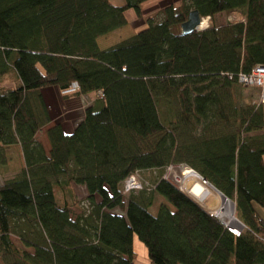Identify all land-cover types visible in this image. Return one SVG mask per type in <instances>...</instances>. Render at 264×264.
Returning a JSON list of instances; mask_svg holds the SVG:
<instances>
[{"label": "trees", "instance_id": "16d2710c", "mask_svg": "<svg viewBox=\"0 0 264 264\" xmlns=\"http://www.w3.org/2000/svg\"><path fill=\"white\" fill-rule=\"evenodd\" d=\"M147 1L0 0V72L21 82L0 91V163L14 144L25 163L0 185V264H134L135 237L149 264H264V103L233 100L246 89L236 75L264 65V0H180L98 48ZM192 10L209 26L183 35ZM73 83L69 96L96 104L70 134L47 129L46 153L40 90ZM179 165L232 202L245 229L232 233L163 178ZM131 174L141 188L124 193Z\"/></svg>", "mask_w": 264, "mask_h": 264}, {"label": "crops", "instance_id": "0c3cea01", "mask_svg": "<svg viewBox=\"0 0 264 264\" xmlns=\"http://www.w3.org/2000/svg\"><path fill=\"white\" fill-rule=\"evenodd\" d=\"M152 1L154 0L147 1L140 6V10H141L140 18L134 17L131 19V22L127 20V24L125 26L116 29L104 36L99 37L96 40L98 48L99 47L108 48L112 46L113 43L115 44L122 40L130 38L134 36L137 31L145 28L146 22L144 18H142V14L143 11L147 8V4L149 3L151 4ZM155 1L159 2L157 0ZM230 17L227 19L228 21H230V19L234 20V18H230ZM141 26L143 28H140ZM127 32L128 34L126 35ZM108 36H113V37L108 38ZM107 41L111 43L105 46V43H107ZM20 85L21 82L18 75L12 69L3 74H1L0 72V91L8 92L19 87ZM40 94L47 108L50 123L47 126L41 128L35 135V138L39 143L42 144L43 148L47 153L49 151V143L46 136L47 129L58 124L61 126L62 130L66 134H70L84 118L85 110L89 107L95 106L97 101L96 100L97 95L93 93L78 97L72 95L71 96L63 95L62 92L55 87L43 88L40 90ZM41 134L43 135L42 136L43 139L39 140L38 137ZM2 151L4 156V162H3L4 164L0 163V185H2L4 181L12 178L17 171L25 167L22 149L19 144L3 146ZM263 160H264V156H263ZM75 187H81L83 191L85 190L84 187L82 186H78V185L73 186L74 189ZM203 208L206 210L204 206ZM134 241H133V245H134Z\"/></svg>", "mask_w": 264, "mask_h": 264}, {"label": "rangeland", "instance_id": "374dc122", "mask_svg": "<svg viewBox=\"0 0 264 264\" xmlns=\"http://www.w3.org/2000/svg\"><path fill=\"white\" fill-rule=\"evenodd\" d=\"M109 1L112 4H115V5H121L123 3V0H109ZM157 1H159V2H156L154 0V1L151 2V4L150 3L147 4V8L143 11L142 18H144L145 22H147V20L150 19V18H153L154 20H157V19L161 18L162 16L160 14V10H162L164 7H166L168 5L177 6L180 3V0H157ZM134 17H137V16L135 15V12L133 10H129L126 13V19L128 21H130V22H131V19L134 18ZM227 19H228V17L226 18V17L222 16L221 18L218 19L217 22H218V24L219 23L222 24V23H225L226 21H228ZM208 24H209V22H208ZM140 28H143V27L141 26ZM127 34H128V32L126 33V35ZM109 37H113V36H108V38ZM110 43L111 42L107 41V43H105V46L109 45ZM113 45H114V43H113ZM99 48L103 50V49H106L107 47H99ZM237 94H236L237 97H235L233 99L235 101H246L247 103H250L251 105H257L259 103H262L261 102V98H260V93L258 92V90L256 88H246V89H243L241 91H238ZM71 116H72V114H71ZM42 136H43L42 134L39 135L38 139L39 140L43 139ZM181 169L186 170V168L184 166H183V168H182V166H177V167L175 166V167L169 169L168 172H165L163 177H166L167 179L170 178V179L167 180L168 182H170L176 188H178L180 191H182L183 193L188 195L194 202H196L197 204H199L202 207L204 206L206 208V211L209 212L212 215L211 210L212 211L215 210V208L218 207V205H219V201L220 200H219L218 194L216 192L209 191V194L206 196L205 200H203L204 202L203 203L202 202L199 203L197 201V199L194 198L195 196L192 197V195H189L187 193L189 189L193 188L192 186L195 183L194 179H190V180L188 179L181 186L178 185L175 182V180L173 179L172 175H173L174 171H176V170L179 171ZM148 176H149L148 172H145V174L142 175V177H145V179H147ZM176 179L178 180L179 178H176ZM126 183H128V182L126 181ZM124 184H123V186H124ZM74 190H75L77 198L79 200H82V203L80 204V206L86 208L84 210H89L88 209L89 205H88V203L85 200V198L87 196L86 191L85 190L83 191V189L81 187H75ZM211 190H213V189H211ZM59 197H61V196H59ZM59 200H61V199H59ZM161 202H166V201L163 198L158 197V199L155 201V204L153 205V207H151L149 209V212L151 214H156L157 213V208H158V206H159V204ZM232 205H233L232 206V212H233V216H234V204L232 203ZM73 211H74V213H77L78 209L75 208V209H73ZM114 213H118V211L115 210ZM242 225L243 224L241 223V226H230L229 227L227 225H224V227L227 228L228 230H230L232 233L238 234L240 231L245 229V226L244 225L242 226ZM134 239H135V241H134V250L136 251V254H137V259L135 260V264H149V261L147 259V250H146L145 246L138 240V238L135 237ZM11 240L17 246H20V243H19L18 239H16L15 237H11ZM26 251L31 252L32 250L30 248H27Z\"/></svg>", "mask_w": 264, "mask_h": 264}, {"label": "built area", "instance_id": "2783aa9c", "mask_svg": "<svg viewBox=\"0 0 264 264\" xmlns=\"http://www.w3.org/2000/svg\"><path fill=\"white\" fill-rule=\"evenodd\" d=\"M233 19H230V21H232ZM205 22V27L203 28H200L198 27V31H204L205 29L208 28L209 24V17H206V18H201L200 19V25L203 23L204 24ZM199 25V26H200ZM230 77V76H229ZM236 80H237V83L242 85L243 87H246V88H256L258 90V92L260 93V98H261V102L264 103V65H260V64H257L255 65L254 67L251 68V70L248 72V73H244L242 71H240L237 75H236ZM79 90V87L76 83H73L71 85V87H69L68 89H66L65 91H62V94L63 95H70V94H73L75 93L76 91ZM179 166H183L184 165H179ZM175 166H169L167 169H166V172L169 171V169L173 168ZM177 167V166H176ZM186 168L187 171H190L191 173H194L195 175H197L193 170H191L190 168H188L187 166H184ZM198 177V182L205 186V185H208V183L206 181H204L199 175H197ZM165 180H168L170 178H166V177H163ZM129 180V181H128ZM126 181L129 183H126ZM125 181V184H124V188H123V191L124 193H128L129 191H132V190H138L141 188V182L139 180V176L137 174H131L127 180ZM191 189L188 190V194L189 195H192V197H194L193 193H191ZM209 194V193H208ZM196 198V197H194ZM219 200H220V197H219ZM223 200H226V199H223ZM198 201V200H197ZM228 201V200H226ZM199 203H203L204 201H198ZM220 203V201H219ZM219 206V205H218ZM211 213H212V210H211ZM213 215V214H212Z\"/></svg>", "mask_w": 264, "mask_h": 264}, {"label": "bare ground", "instance_id": "6f19581e", "mask_svg": "<svg viewBox=\"0 0 264 264\" xmlns=\"http://www.w3.org/2000/svg\"><path fill=\"white\" fill-rule=\"evenodd\" d=\"M200 28L205 27V22L204 24L202 23ZM173 179L178 185H182L187 181L188 179H194L195 183L192 186L191 193L196 197L198 201H203L205 200L206 196L208 195L209 191L215 192V190H211L212 188L209 185H201L197 180L198 177L194 173H191L190 171L181 169V170H176L174 171L172 175ZM176 178H179L178 180ZM220 197V195H218ZM232 203L230 201L223 200L220 198V203L219 206L215 208V210L212 211V214L214 215L215 218H217L223 225L227 226H241L235 216H233L232 212Z\"/></svg>", "mask_w": 264, "mask_h": 264}, {"label": "water", "instance_id": "95a60500", "mask_svg": "<svg viewBox=\"0 0 264 264\" xmlns=\"http://www.w3.org/2000/svg\"><path fill=\"white\" fill-rule=\"evenodd\" d=\"M199 25H200V15H199V13L196 10H192V11L189 12L187 20L184 23L181 24V33L183 35H189L192 32L197 31L198 30L197 28L199 27ZM209 186L213 190H215V192L218 195H220V198L228 200L221 193H219L216 189H214L211 185H209ZM237 222L240 223L238 220H237ZM240 225H241V223H240Z\"/></svg>", "mask_w": 264, "mask_h": 264}]
</instances>
